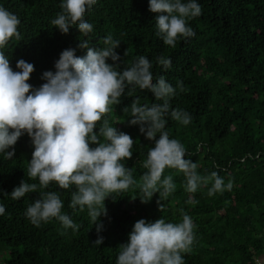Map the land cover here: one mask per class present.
Returning <instances> with one entry per match:
<instances>
[{
  "label": "trees",
  "instance_id": "obj_1",
  "mask_svg": "<svg viewBox=\"0 0 264 264\" xmlns=\"http://www.w3.org/2000/svg\"><path fill=\"white\" fill-rule=\"evenodd\" d=\"M198 2L202 14L188 20L196 35L178 41L175 49L156 35L157 13L149 11L148 0H97L85 17L93 24L88 38L91 47H104L103 38L112 35L121 41L116 49L121 67L144 55L153 62L154 77L163 75L174 87L183 82L184 91L177 89L170 103L190 112L193 120L184 126L168 117L166 131L185 145V158L197 163L200 175L216 171L226 183L232 180V189L209 196V184L189 193L183 173L166 168L163 175L173 177L176 190L161 201L162 209L159 193L145 203L134 185L105 199L107 216L100 217L104 227L97 233L87 207L83 211L68 207L74 188L59 189L52 182L47 189L38 187L37 192L11 199L10 192L21 180L39 184L27 174L34 146L25 134L15 144L12 159L0 155V203L6 209L0 215V247L6 252L0 264H116L119 245L127 241L137 220L161 217L179 222L182 212L197 226L191 250L184 254L185 264L264 262V0ZM0 4L21 20V40L13 38L3 51L14 70L21 58L34 65L28 81L33 86L44 83V71H55L62 50L75 48L77 56L86 53L77 47L83 37L75 26L62 34L50 23L61 11L60 0H0ZM161 55L171 57L170 70L156 64ZM137 96L141 104L158 103L149 91L137 90L132 96L123 95L104 119L136 141L133 156L125 163L139 181L151 141L138 126L128 125L130 117L123 111ZM40 191H58L64 200L62 211L79 229H65L55 218L34 226L24 212ZM98 236L103 237L100 246L93 244Z\"/></svg>",
  "mask_w": 264,
  "mask_h": 264
},
{
  "label": "clouds",
  "instance_id": "obj_2",
  "mask_svg": "<svg viewBox=\"0 0 264 264\" xmlns=\"http://www.w3.org/2000/svg\"><path fill=\"white\" fill-rule=\"evenodd\" d=\"M96 2L60 0L61 11L50 23L62 34L75 26L83 37L77 47L86 49V53L77 56L75 48L62 50L54 62L55 71H44V83L38 87L28 83L34 65L21 58L14 70L3 51L13 38L21 40V20L0 4V155L12 159L15 144L27 134L34 146L27 174L39 182L21 180L10 192L11 199L19 200L27 193L37 192L38 187L47 189L52 182L59 189L74 188L68 207H79L81 211L87 207L91 224L100 233L104 227L100 217L107 216L105 199L126 193L134 185L139 187L143 194L140 199L145 203L159 193L157 203L162 209L161 201L176 190L173 177L163 175L166 168L183 173L189 193L209 184V196L230 191L232 180L226 183L216 171L200 175L197 163L185 158V145L170 138L166 131L168 117L184 126L193 120L190 112L173 108L170 103L177 89L184 91L183 82L178 81L174 87L163 75L154 77L153 62L144 55L121 67L116 51L121 41L112 35L103 38L104 47L90 46L88 37L93 33V24L85 17ZM148 9L157 13L156 35L165 45L175 49L178 41L196 35L188 20L202 14L198 0H148ZM155 62L164 70L172 68L170 56H158ZM137 90L149 91L158 101L141 104L137 96L123 108L130 117L128 125L138 126L139 132L151 141L142 164L146 171L139 181L125 163L132 158L136 141L104 119L112 111L111 106L121 103L123 95L132 96ZM101 121L98 131H94ZM63 208L64 200L58 191H40L38 198L26 207L24 216L37 227L55 218L65 229L78 230L80 226ZM5 211L0 203V215ZM196 227L183 212L179 222L141 218L133 224L127 241L119 245L116 264H185L184 254L191 250ZM102 243V236L93 242L97 246Z\"/></svg>",
  "mask_w": 264,
  "mask_h": 264
},
{
  "label": "rangeland",
  "instance_id": "obj_3",
  "mask_svg": "<svg viewBox=\"0 0 264 264\" xmlns=\"http://www.w3.org/2000/svg\"><path fill=\"white\" fill-rule=\"evenodd\" d=\"M2 244H0L1 246ZM3 247V246H2ZM2 247H0V257H5L6 256V252L2 249Z\"/></svg>",
  "mask_w": 264,
  "mask_h": 264
},
{
  "label": "built area",
  "instance_id": "obj_4",
  "mask_svg": "<svg viewBox=\"0 0 264 264\" xmlns=\"http://www.w3.org/2000/svg\"><path fill=\"white\" fill-rule=\"evenodd\" d=\"M258 263H259V264H264V262H263V261H259Z\"/></svg>",
  "mask_w": 264,
  "mask_h": 264
}]
</instances>
